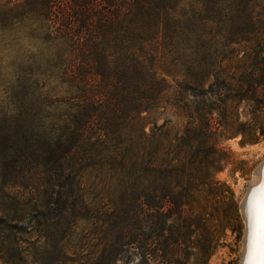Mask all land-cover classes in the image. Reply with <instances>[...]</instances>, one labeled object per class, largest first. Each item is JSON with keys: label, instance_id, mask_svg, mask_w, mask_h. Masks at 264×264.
I'll return each mask as SVG.
<instances>
[{"label": "trees", "instance_id": "trees-1", "mask_svg": "<svg viewBox=\"0 0 264 264\" xmlns=\"http://www.w3.org/2000/svg\"><path fill=\"white\" fill-rule=\"evenodd\" d=\"M5 24L39 41L43 85L0 124V175L30 194L0 215V264H180L172 255L207 251L184 239L212 216L191 205L200 192L235 203L215 177L230 159L218 141L228 99L254 96L250 134L264 126V0H0ZM230 46L254 59L234 83L219 74ZM158 61L183 70L191 97L174 143L168 119L147 121L168 87Z\"/></svg>", "mask_w": 264, "mask_h": 264}, {"label": "rangeland", "instance_id": "rangeland-1", "mask_svg": "<svg viewBox=\"0 0 264 264\" xmlns=\"http://www.w3.org/2000/svg\"><path fill=\"white\" fill-rule=\"evenodd\" d=\"M236 49L234 50L232 46L218 48L220 55L229 56L227 60L220 62L219 74L221 77L226 76L231 83L236 82L241 75L248 76L254 63L253 55L250 52L248 57H243L241 60L243 50L238 46ZM41 60L42 48L39 41L29 38L27 32L22 28L10 27L9 24L0 26V124L3 123L4 116L11 114L20 94L40 90L43 79L38 77L37 73L43 67ZM155 71L164 78L168 87L158 106L150 110L147 121L161 124L168 119L167 135L174 143V138L184 131L187 122V116L178 103H181L182 100L187 101L191 97L182 90L185 76L182 69L172 67L167 62L158 61ZM19 76L20 78H18ZM211 80L212 77H208L202 87L206 89ZM17 84L19 87H16ZM251 98L240 100V102L228 99L225 123L221 126L218 137L219 146L222 149L219 156L226 154L230 159L227 163L221 162L222 167L215 173V177L232 191L235 200L234 206L226 209L228 206L225 196L222 194L214 196L206 191L200 192L197 201H191V205H200L205 208V217L207 216L206 212L212 216H207L206 223L197 229V233L185 236V244L196 245L198 248L204 247L207 251L202 254H188L191 252L188 250V253L184 252L179 256L172 255L173 258L179 257L180 264H241L245 223L240 203L251 185L254 170L264 161V126L261 135L257 134L256 137H253L250 134L253 132V127L257 126L255 122L261 121L257 117L258 112L254 111V96ZM258 99L263 101L264 105L262 92ZM214 114L217 115L218 112L215 111ZM197 149L205 150L206 148L200 144H191L189 154L196 152ZM1 171L0 168V174ZM203 174H205L204 170L201 172L202 177H204ZM13 176L12 173L8 174V177L0 175V215L3 213L14 214L12 208L17 207L18 204H24L30 197L26 189L13 184ZM225 213L227 217L223 219ZM174 227L178 228L180 232L186 231L184 221H180ZM207 233H210L211 237L207 236ZM176 237L177 235L173 236V238ZM189 237L190 239H187ZM140 263L141 256L138 255L129 264Z\"/></svg>", "mask_w": 264, "mask_h": 264}, {"label": "bare ground", "instance_id": "bare-ground-1", "mask_svg": "<svg viewBox=\"0 0 264 264\" xmlns=\"http://www.w3.org/2000/svg\"><path fill=\"white\" fill-rule=\"evenodd\" d=\"M243 205L246 234L241 264H264V163L258 167Z\"/></svg>", "mask_w": 264, "mask_h": 264}, {"label": "water", "instance_id": "water-1", "mask_svg": "<svg viewBox=\"0 0 264 264\" xmlns=\"http://www.w3.org/2000/svg\"><path fill=\"white\" fill-rule=\"evenodd\" d=\"M264 163V161L261 163V164H263ZM261 164L259 165V166H261ZM258 166V167H259ZM258 167L254 170V176H255V174H257V173H260V169H258ZM261 174V173H260ZM254 178V177H253ZM252 181L254 182L255 180H253L252 179ZM252 183V182H251ZM250 187V186H249ZM248 190H249V188H248ZM248 190L246 191V193L244 194V196H243V198H242V200H241V203H240V208H241V212H242V216H243V219H244V223H245V217H244V208H243V205H244V203L246 202V197H245V195L248 193ZM245 234H246V223H245V227H244V233H243V240L245 239ZM243 246H244V244H243Z\"/></svg>", "mask_w": 264, "mask_h": 264}]
</instances>
